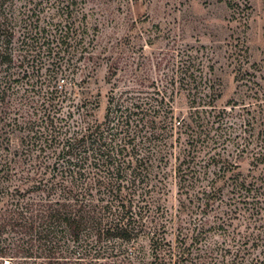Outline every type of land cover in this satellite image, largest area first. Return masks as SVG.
Segmentation results:
<instances>
[{"label": "rangeland", "instance_id": "374dc122", "mask_svg": "<svg viewBox=\"0 0 264 264\" xmlns=\"http://www.w3.org/2000/svg\"><path fill=\"white\" fill-rule=\"evenodd\" d=\"M13 18V63L0 73L12 80L0 100V164L16 151L26 160L21 138L46 115L63 125L80 114L102 121L112 87L153 98L160 91L176 117L193 123L188 160L201 179L182 196L180 214L174 160L153 225L175 253L186 252L180 264H202L208 248L210 264H264V166L256 160L264 152V0H15ZM59 71L66 82L54 79ZM213 182L221 192L204 209L197 193ZM115 247L136 264L152 261L146 238Z\"/></svg>", "mask_w": 264, "mask_h": 264}, {"label": "trees", "instance_id": "16d2710c", "mask_svg": "<svg viewBox=\"0 0 264 264\" xmlns=\"http://www.w3.org/2000/svg\"><path fill=\"white\" fill-rule=\"evenodd\" d=\"M14 1L0 0V73L13 63ZM115 70L109 69L110 83ZM60 75L66 82L69 76L60 71L54 79L59 81ZM11 85L8 74L0 79L1 101ZM142 93L112 87L102 121L80 114L74 125H63L46 115L25 129L20 145L27 148L26 160L16 159V151L13 159L5 156L0 164V264L8 259L10 264H136V256L115 245L145 238L150 264L187 259L185 251L175 253L159 234L161 227L153 225L156 219L150 214L155 195L167 189L164 171L175 161L180 214H186L182 196H189L201 179L194 177L187 150L196 143L197 132L189 117H176L160 91L158 98ZM256 160L264 166V152ZM233 182L236 188L246 185ZM216 186L209 183L197 193L205 197L204 209L221 192ZM214 253L208 248L202 264H210ZM244 261L236 257L232 264Z\"/></svg>", "mask_w": 264, "mask_h": 264}]
</instances>
